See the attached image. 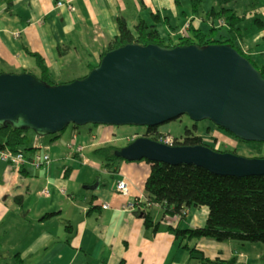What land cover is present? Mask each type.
Listing matches in <instances>:
<instances>
[{"label": "crops", "instance_id": "obj_1", "mask_svg": "<svg viewBox=\"0 0 264 264\" xmlns=\"http://www.w3.org/2000/svg\"><path fill=\"white\" fill-rule=\"evenodd\" d=\"M58 1L0 0V72L38 75L30 54L35 52L46 59L57 82L81 78L91 65L100 62L101 53L119 35V16L126 18L132 30L141 19L156 24L173 41L187 23V34L192 28L209 34L214 26L217 30L226 27L223 19L209 17V11L193 14L190 0H180V4L175 0H62L73 9L59 7ZM225 7L239 16L246 14L245 19L264 16V4L259 1L243 6V14H238L239 8ZM263 27L239 41L260 65L264 63ZM214 36L218 37L216 33ZM116 132L115 126L109 125L82 131L71 127L64 142L61 135L47 139L33 131L27 137L25 164L17 167L0 160V264H191L187 251L191 247L210 258L264 264L263 243L219 242L207 237L179 240L167 230L168 225L179 223L181 228L203 226L208 217L206 206L186 208L181 220L163 212L161 223L157 222L159 214L152 217L153 208L163 211L159 205L148 207L142 202L137 209L127 208L139 197L146 199L150 164L145 160L120 161L118 172L111 177L98 157L88 156L95 148L110 144ZM74 134L77 143L88 144L93 135L97 137L96 146L88 144L85 148L87 164L70 153ZM46 153L51 154L50 163L36 167L34 157ZM123 178L130 186L126 195L117 190V182ZM46 186L49 196H40ZM104 202L110 208H102ZM144 210L151 212V226L145 224Z\"/></svg>", "mask_w": 264, "mask_h": 264}, {"label": "water", "instance_id": "obj_2", "mask_svg": "<svg viewBox=\"0 0 264 264\" xmlns=\"http://www.w3.org/2000/svg\"><path fill=\"white\" fill-rule=\"evenodd\" d=\"M187 115L246 142H264V77L223 43L111 49L84 77L49 85L32 73H0V128L46 137L70 125L157 127ZM115 155L128 161L194 164L217 175H264V157L140 136Z\"/></svg>", "mask_w": 264, "mask_h": 264}, {"label": "trees", "instance_id": "obj_3", "mask_svg": "<svg viewBox=\"0 0 264 264\" xmlns=\"http://www.w3.org/2000/svg\"><path fill=\"white\" fill-rule=\"evenodd\" d=\"M175 2L180 4L181 1L175 0ZM203 2L204 0H190L193 14H200ZM208 16L223 19L226 22V27H224L226 33L215 37L214 33L217 31L215 26L211 28V33L209 34L204 33L199 28H192L190 34L179 36L176 41L166 38L156 24H149L143 19L139 20L134 30H132L126 18L119 16L117 17L119 35L110 41L107 48L101 53L100 60L107 51L133 43L141 46L157 44L167 47L193 43L199 45L223 43L237 49L238 52L254 64L264 77V63L262 65L258 64L239 45V41L245 35L240 23L245 20L247 15L239 16L233 9L222 7L220 9L212 8L208 12ZM155 17L159 18V16ZM255 23L263 27V22L260 18H256ZM220 28L223 27L220 26ZM62 50L59 47L61 54ZM30 54L35 59L39 69V74L35 76L49 85L61 83L53 78L47 61L41 54L35 52H30ZM98 64L91 65L89 71ZM72 127L79 128L76 125H72ZM29 132H33V130L6 124L0 128V144L10 147L14 151L24 149L25 152L28 149L27 147L24 148V145ZM61 134L58 133L50 137L55 138ZM162 134L158 128L152 127L149 129L147 136L157 140V135ZM237 141L252 143L253 145L264 143L246 142L239 138H237ZM174 145H206L217 151L239 154L233 149L237 144L229 149H216L203 136L197 135L190 130H187L181 137H175ZM120 147L115 144H106L95 148L92 152L95 157L101 160L111 177L118 172L119 162L124 161V159L115 155V151ZM250 157L264 156L256 155ZM145 161L151 166L145 184L147 196L145 204L148 207L159 205L163 209L164 216H178L180 220L185 217V209L188 207L206 206L208 208L206 223L201 227L181 228L180 223L177 226L168 225L167 230L173 233L176 238L179 240H191L207 237L219 242L237 240L264 244V175L246 177L217 175L194 164L171 165L163 162ZM143 217L147 226L153 224L150 211L144 210ZM185 247L188 248V245L186 244ZM190 253L191 263L192 260H196V264H236V259L234 258L230 260L222 259L221 257L210 258L197 247H191ZM1 258L2 251L0 250Z\"/></svg>", "mask_w": 264, "mask_h": 264}, {"label": "rangeland", "instance_id": "obj_4", "mask_svg": "<svg viewBox=\"0 0 264 264\" xmlns=\"http://www.w3.org/2000/svg\"><path fill=\"white\" fill-rule=\"evenodd\" d=\"M255 1H259V4L261 6H263L264 4V0H204L203 2V10H201V14H204L206 12L204 11H210L212 8H216V9H220L222 7L225 6H231L233 8L238 9V14H243L244 8L243 6L245 5H249L250 2H255ZM206 8V9H204ZM248 10H250V8H247ZM251 11V10H250ZM256 18H261L262 20H264V16L263 15H259L258 16H252L249 17L245 20H243L240 23L241 28L243 29V32L245 34L247 33H254L255 30L257 29H262L260 26H258L255 23V19ZM264 28V27H263ZM226 33V29H220L217 30L216 35H221V34H225ZM248 34V35H249ZM252 37V36H251ZM88 73V72H87ZM99 125H94V124H87L84 126H79V129L82 131L83 129H87L88 127H92V128H96ZM72 125H70L65 132H63L61 134L60 137H62V140L65 142H67L68 138L70 137V129H71ZM111 127V126H110ZM115 128L117 129V134L114 136L113 141L109 142L110 144H115L118 146H125L127 145L129 142H131L132 139V135L134 134L135 136H143L140 133L144 130L143 126H135V125H121V126H115ZM159 131H161L163 134H169L173 137H181L185 134V132L187 130H190L191 132L203 136L204 138H206V141H208V143L210 145H212L214 148L223 150L225 148L229 149L232 148L233 145L237 144V146L233 149H235L240 155H244L247 157L250 156H264V143H260L259 145H253L252 143H243V142H238L236 137L225 131L224 129L216 126L213 122H211L210 120H202V121H198L195 122L193 121L190 117H188L187 115H183L177 119L171 120L169 122H166L164 124H161L158 127ZM209 131L212 133H217L216 140L218 141V143H214V142H210V139H212L211 137L213 135H208ZM29 135H31V133H29ZM95 136V135H93ZM93 136L89 137L90 142L88 144H91L92 140H93ZM50 136H46L44 138L49 139ZM29 139L27 138L25 141V145L24 148L27 146ZM252 144V145H250ZM29 154V152H28ZM88 156L92 158L95 157V155L91 154ZM33 197H35V195L33 194ZM35 201H37L36 197L34 199ZM157 214H159L158 217V221L159 223L163 222V211L160 210V208H153L152 211V217H156ZM211 241H215L214 239L208 238ZM190 254V251L187 250ZM197 261L195 260V263H191V264H196Z\"/></svg>", "mask_w": 264, "mask_h": 264}, {"label": "built area", "instance_id": "obj_5", "mask_svg": "<svg viewBox=\"0 0 264 264\" xmlns=\"http://www.w3.org/2000/svg\"><path fill=\"white\" fill-rule=\"evenodd\" d=\"M57 5L59 7L66 5L68 8L73 9L72 4H70L69 2H66V1L60 0V1L57 2ZM189 25H190V23H187L185 26L180 28L179 34L181 36H184V35L187 34V30L189 29ZM208 135H214V133H210ZM132 138H133V136H132ZM157 138H158L157 139L158 141L166 143V144H169V145H174V143H175V137H173V136H171L169 134H162V135H159V136L157 135ZM211 138L212 139H210V142H211V140H213L214 136H212ZM72 139H73L72 142L69 143V148H70V151H71L70 153L74 154V155H77L78 158L81 160V162L83 164H87L89 162V159H88V157L85 154V148L88 147V144L85 143V142L77 143V135L76 134L73 135ZM213 142L216 143V144L218 143L217 140H215V141L213 140ZM97 144H98L97 137L93 136V140H92L90 145L96 146ZM0 160L6 161L7 163H10V164H13V165H16L17 167H19V166H21V165H23V164H25L27 162V157H26V154L24 153L23 150L14 151L10 147H6V146H3V145L0 144ZM50 161H51V154L50 153H46L44 155H36L34 157L33 164L36 167H39V166H41L43 164H49ZM117 190L120 193L124 194V195L129 194L130 186H129V184H128V182H127V180L125 178L120 179L117 182ZM61 192L65 194L66 193V189L63 187L61 189ZM39 195L40 196H49V188H48V186L44 187L39 192ZM139 199L140 200H136V201H133V202L129 203V205H127V208H129V209H137V208H139V204L140 203H142V202L145 203L147 201V196H146V199L144 197H139ZM101 206L104 209L110 208V204L106 203V202L102 203Z\"/></svg>", "mask_w": 264, "mask_h": 264}, {"label": "flooded vegetation", "instance_id": "obj_6", "mask_svg": "<svg viewBox=\"0 0 264 264\" xmlns=\"http://www.w3.org/2000/svg\"><path fill=\"white\" fill-rule=\"evenodd\" d=\"M158 127H159V126H157L156 128H158ZM143 128H144V130H143L140 134L143 135V136H147V134H148V132H149V129L152 128V127H149V128H148V127H146V126H143ZM210 133H212V132L209 131V134H210ZM215 134H216V135H215ZM215 134L213 135L214 138H215V139L213 138L214 141L216 140V137H215V136H217V133H215ZM132 136H133V138L136 137L134 134H133ZM150 136H151V135H150ZM217 137H218V136H217ZM236 139H237V138H236ZM213 140H211V142H213Z\"/></svg>", "mask_w": 264, "mask_h": 264}, {"label": "clouds", "instance_id": "obj_7", "mask_svg": "<svg viewBox=\"0 0 264 264\" xmlns=\"http://www.w3.org/2000/svg\"><path fill=\"white\" fill-rule=\"evenodd\" d=\"M138 136H136L135 138H137ZM135 138H132L133 140L135 139ZM22 150V149H21ZM24 151V150H23Z\"/></svg>", "mask_w": 264, "mask_h": 264}]
</instances>
